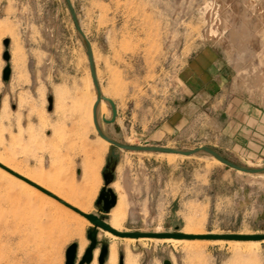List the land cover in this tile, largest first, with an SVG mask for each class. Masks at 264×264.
I'll use <instances>...</instances> for the list:
<instances>
[{"label": "rangeland", "instance_id": "rangeland-1", "mask_svg": "<svg viewBox=\"0 0 264 264\" xmlns=\"http://www.w3.org/2000/svg\"><path fill=\"white\" fill-rule=\"evenodd\" d=\"M70 1L101 92L116 104L111 124L100 118L110 116L107 102L98 109L106 134L133 145H207L240 165H264V148L251 138L263 139L260 131L241 125L238 141L252 147L240 150L231 134L264 109V0ZM4 38L11 74L0 83V160L97 213L102 170L116 159L109 186L127 203L120 230L264 232V171H238L201 151L102 149L86 116L95 102L86 48L65 0H0V66ZM41 202L0 175V264H64L81 227L87 246L89 224ZM98 214L109 221V213ZM97 238L117 257L128 249L133 264H264V239L250 247L129 241L100 230Z\"/></svg>", "mask_w": 264, "mask_h": 264}, {"label": "water", "instance_id": "water-1", "mask_svg": "<svg viewBox=\"0 0 264 264\" xmlns=\"http://www.w3.org/2000/svg\"><path fill=\"white\" fill-rule=\"evenodd\" d=\"M66 6L68 8L69 14L71 15L74 28H76L78 35L80 36L82 42H84L85 48H86V57H88V68L90 71V76H91V83L94 86L95 90V102L92 107V120H93V126L96 129L97 133L104 138L107 142H109L111 145H116L119 148L122 149H132V150H145V151H152V152H175L181 155H191L193 153H198L199 151L205 152L207 154H210L211 156H214L217 158L221 163L226 165L227 167H233L237 170L240 171H245V172H251V173H257L264 171V165L263 166H257V167H250L246 165H240L238 163H235L231 161L230 159L225 158L223 155L220 153L216 152L214 149L207 145H199L193 148L189 149H181V148H175V147H167V146H160V145H150V144H141V145H133L129 143H123L118 140H116L113 137H110L108 134H106L103 129L100 126L99 123V114H98V103L100 100H104L107 102L109 106V111H110V116L105 117V115H101L100 118L103 122L111 124L116 116H117V109H116V104L115 101L112 98H109L108 96L102 94L101 88L98 85V81L96 78V71H95V64H94V59L92 57V51L90 48V42H88L87 38L85 37V34L82 30V28L79 27L78 21L76 14L73 9V5L70 0H65ZM2 44L4 45V50L1 53L2 59L5 60V65L1 69V78L3 81H8L10 78V71H11V66L9 64V56L10 53L8 51V39L4 38L2 40ZM46 101H48L47 109H51L52 107V98L51 96L46 97ZM1 103V102H0ZM116 166V159H108L106 164L104 165L103 172H102V177H103V182L104 184L102 185V188L100 189L97 198L95 199V206L97 208V213L95 212H84L80 210L78 207H76L73 204H70L69 202L63 200L61 197L58 195H55L52 191L45 187H41L28 177L26 178L22 174H19L18 172L10 169L7 167L4 163L0 161V167L6 170L10 174H14L18 178L22 179L25 181L27 184L29 183L33 187L39 189L41 192L43 191L46 193L48 196L52 197L54 200L61 202L63 205L68 207L69 209H72L79 215L83 216L84 218H87L88 221L90 222V225L86 227V238L88 239V244L84 248L82 254L76 258L77 255V247L78 244L75 241H72L69 243V245L66 247L65 252H64V259L65 262L64 264H84V263H89L92 260V252L94 248L99 246V251L97 255V263L98 264H105L106 261V255L108 253V246L109 243L106 238H97V234L99 232V229L106 230L110 232L113 235H117L120 237H152V238H183V239H226V240H263L264 239V232H259V233H241V232H216V233H201V234H196V233H184L180 230H178V226L174 225L173 231H165V230H158V231H139V230H120L117 228H113L108 224V222L103 219L101 216H99L98 213L101 211L108 212L115 204L116 202V193L113 191V189L109 186V183L112 182L113 177H114V169ZM123 257L122 253H118V264H122ZM162 264H171V261L164 258L161 262Z\"/></svg>", "mask_w": 264, "mask_h": 264}, {"label": "bare ground", "instance_id": "bare-ground-1", "mask_svg": "<svg viewBox=\"0 0 264 264\" xmlns=\"http://www.w3.org/2000/svg\"><path fill=\"white\" fill-rule=\"evenodd\" d=\"M104 95H106V94H104ZM106 96H108V95H106ZM109 97V96H108ZM110 98V97H109ZM101 101L102 102H105L104 100H100V102L98 103V109L99 110H101L100 109V104H101ZM0 102H1V99H0ZM1 104V103H0ZM92 110V108L89 110V112ZM84 112V111H83ZM101 112H102V110H101ZM86 115V114H85ZM88 115H89V113H88ZM88 115H86L87 117H88V121L90 122V124L92 123L93 124V120H92V113L88 116ZM83 118H84V116H83ZM86 122H87V120H86ZM99 135V134H98ZM100 136V135H99ZM101 137V136H100ZM102 138V137H101ZM100 144H101V147H102V149H106L107 148V146H108V144H109V142H107L104 138H102L101 140H100ZM162 153H165V152H162ZM167 154H173V155H175V154H178V153H175V152H169V153H167ZM214 157V156H213ZM215 158V157H214ZM215 159H217V158H215ZM218 160V159H217ZM2 163H4L7 167H9L10 169H12V170H14V171H16V172H18L19 174H22L23 176H25L26 178L28 177L29 179H31L32 181H34L35 183H37L38 185H40L41 187L43 186V187H45V188H47V189H49L50 191H52L55 195H58L59 197H61L63 200H65V201H67V202H69L70 204H73V205H75L76 207H78L80 210H82V211H84V212H88V206L87 205H85V204H82V203H78V202H76V201H74L73 199H71L69 196H66V195H63L61 192H60V190H56V189H54L52 186H50L49 185V183H47V182H44L43 180H42V178L40 177V178H37L36 176V178H34V176L32 177V176H30V174L28 173H24V172H22V171H19V170H17L15 167H13L12 165H10L9 163H5L4 161H2V160H0ZM219 161V160H218ZM220 162V161H219ZM238 171H240V170H238ZM33 174V173H32ZM0 175L3 177V178H5V179H9V180H11L12 182H14V183H16L21 189H23L24 191H26L29 195H31V196H33V197H35V198H38V199H40L42 202H44V203H47V204H49L50 206L51 205H53V206H55V207H57V208H60V210H62V211H65V213H66V211L67 212H69V211H71L74 215H76L75 217H76V219H77V221H78V223L79 224H89L90 225V222L88 221V219L87 218H84L83 216H81V215H79L78 213H76L75 211H73L72 209H69L68 207H66L65 205H63L61 202H59V201H56V200H54L52 197H50V196H48L46 193H44L43 191L41 192L39 189H37V188H35V187H33L32 185H30L29 183L27 184L25 181H23L22 179H20V178H18L17 176H15L14 174L12 175V174H10V173H8L6 170H4L3 168H1L0 167ZM35 175V174H34ZM113 187H114V189H115V191L116 192H119V187H118V184H114L113 185ZM121 190V189H120ZM119 195V194H118ZM124 195L122 196V193H120V196H119V199H118V201H117V195H116V202H115V204H116V206H115V204H114V208H112V210L109 212H107V213H109V221H108V224L110 225V226H112L113 228H117V229H120V226H121V222L123 221V219L125 218V216H126V201H125V199H124ZM41 202V203H42ZM43 203V204H44ZM42 204V205H43ZM58 204H60L62 207H60ZM48 205V206H49ZM53 216V219H54V217H55V215H52ZM22 218H23V215H22ZM34 218V217H33ZM56 218V217H55ZM24 219V218H23ZM35 219V218H34ZM21 220V219H20ZM55 221H56V219H55ZM57 222V221H56ZM100 231H102V233H103V235L104 236H107V237H109V236H111V237H114V238H117V237H119V238H122V239H126V240H129V241H136V240H139V239H142V238H144V237H146V236H144V237H137V238H134V237H120V236H117V235H113V234H111L110 232H108V231H106V230H103V229H99ZM82 227L81 228H78V231L75 233V236H76V238L77 239H79V246H78V249H77V251H78V253L79 254H81V251L83 250V247H84V240L85 239H83V234H82ZM184 233H187V231H183ZM98 235V234H97ZM64 236V235H63ZM149 239H153L152 237H148ZM146 239V238H145ZM154 239H161V240H164V241H173V242H181V241H185V242H201L202 240H205V241H207V242H215V243H220V242H225V241H227V242H229V243H233V244H235V245H238L239 246V244L241 245V243L242 244H246V245H248V246H253V245H256V244H258L261 240L259 239V240H245V241H242V240H233V239H230V240H226V239H216V240H213V239H206V238H202V239H197V238H193V239H189V238H187V239H183V238H161V237H158V238H154ZM96 248H94V250H93V252H92V260L89 262V263H87V264H96V262H95V257H96ZM78 253H77V255H78ZM76 255V256H77ZM106 257H108V258H106L107 260L105 261L106 262V264H117V252H116V248H115V246L112 244L111 246H110V248H109V252L107 253V255H106ZM123 257V256H122ZM134 256L130 253V251L128 252V249H127V251H126V249H125V255H124V257H123V261H122V264H133L134 263ZM84 264H86V263H84Z\"/></svg>", "mask_w": 264, "mask_h": 264}, {"label": "crops", "instance_id": "crops-1", "mask_svg": "<svg viewBox=\"0 0 264 264\" xmlns=\"http://www.w3.org/2000/svg\"><path fill=\"white\" fill-rule=\"evenodd\" d=\"M5 64L1 65L0 66V83L2 84L3 82L6 83L7 81H3L2 78H1V69L2 67L4 66ZM5 98H1V100H3ZM264 109H261L260 112L258 113H255V115H250V114H247V118L245 121L241 120V121H238V127H235V129H233V131L231 132V134L233 135V137L235 138L236 140V145L233 146V148H238L239 150L242 149V148H245L246 147H249L251 148V144L247 141V144L244 145V142H239L238 139L241 138L242 136L244 137L243 135V132H242V135L240 134V130L239 128L241 127V125L243 124H246L247 126H249V130H253V131H260V133H262V137L263 139L260 137V136H254V137H251L252 140H254L253 145L257 148V149H261V148H264ZM248 120V122H247ZM233 124V123H232ZM235 124V122H234ZM260 127V129H258ZM258 134V133H257ZM259 135V134H258ZM246 137V136H245ZM243 140V138H241ZM99 234V232H98ZM98 236V235H97Z\"/></svg>", "mask_w": 264, "mask_h": 264}]
</instances>
